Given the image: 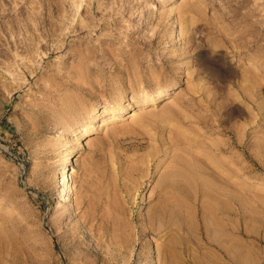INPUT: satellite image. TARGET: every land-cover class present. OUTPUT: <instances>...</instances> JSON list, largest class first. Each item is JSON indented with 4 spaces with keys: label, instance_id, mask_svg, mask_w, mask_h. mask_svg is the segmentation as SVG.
Returning <instances> with one entry per match:
<instances>
[{
    "label": "rangeland",
    "instance_id": "rangeland-1",
    "mask_svg": "<svg viewBox=\"0 0 264 264\" xmlns=\"http://www.w3.org/2000/svg\"><path fill=\"white\" fill-rule=\"evenodd\" d=\"M0 227V264H264V0H0Z\"/></svg>",
    "mask_w": 264,
    "mask_h": 264
},
{
    "label": "bare ground",
    "instance_id": "bare-ground-1",
    "mask_svg": "<svg viewBox=\"0 0 264 264\" xmlns=\"http://www.w3.org/2000/svg\"><path fill=\"white\" fill-rule=\"evenodd\" d=\"M78 7H79V5H78ZM176 84L177 83H172V84H170L169 86H168V88H166V89H163L162 91H157L154 95H152L151 96V98L149 99V102L150 103H154L155 101H157V100H159L160 98H162V97H164L165 95H167L168 94V89L169 88H172V87H174V86H176ZM170 110H172V109H170ZM101 112H102V110H100ZM130 115H134V114H136V112H131V113H129ZM114 115H110V116H108V118H107V122H109V121H112L114 118ZM99 119H100V116H99V114H97V115H95V116H93L92 117V119L90 120V124L89 125H82L81 126V128H80V126L79 125H77L76 123H74V122H69V123H66L65 125H62L61 123H59V124H57V125H54V127H53V133L55 134V135H58V134H61L62 132L65 134V135H67V136H71L73 133H75L76 131H80V137L81 138H86L89 134H90V132H92V125H94L95 123H97L98 121H99ZM236 139V138H235ZM238 139V138H237ZM234 141V140H233ZM238 141V140H237ZM235 142V141H234ZM220 143L218 142V144L217 143H215V147L216 148H218V145H219ZM214 145V144H213ZM224 145H226V144H223V146ZM220 146H222V144H220L219 145V149H221L220 148ZM223 146H222V148H223ZM238 147V146H237ZM66 148V147H65ZM225 148V147H224ZM66 150V149H65ZM65 153H66V151H65ZM211 159V158H210ZM210 161H212V159L210 160ZM67 162H69V155L67 154L66 155V157H65V159H64V162L63 163H61V165H60V169H59V171H58V176L60 177V179H61V182H62V186H63V188H62V191H64V192H66V193H69L70 191H71V185H70V177H69V175H68V168L66 167V163ZM178 162V161H177ZM175 165V164H174ZM173 165V166H174ZM177 166V165H176ZM217 166V165H216ZM215 166V167H216ZM219 167V166H218ZM241 167V166H240ZM239 167V168H240ZM211 168H213V167H211ZM210 167H209V170L211 169ZM220 169L219 170H221L222 168L221 167H219ZM185 169V168H184ZM190 169H192L191 167H190ZM190 169H187V170H190ZM208 169V168H207ZM214 170H215V168H214ZM217 170V169H216ZM239 170V169H238ZM171 171V170H170ZM172 172V171H171ZM185 172V171H184ZM187 172V171H186ZM185 172V173H186ZM189 172H192V171H189ZM195 172H196V170H195ZM185 173H183V174H185ZM194 173V172H193ZM197 173V172H196ZM195 173V174H196ZM179 174V173H178ZM189 174H191V173H189ZM186 175H188L187 173H186ZM194 175V174H193ZM170 177V176H169ZM169 177H167V178H169ZM184 177H185V175H184ZM187 177V176H186ZM185 177V178H186ZM161 178V177H160ZM173 178V177H172ZM191 178V177H190ZM190 178H188L187 177V179H190ZM192 178H193V176H192ZM192 178H191V180H192ZM197 178V177H196ZM169 179H171V178H169ZM186 179V180H187ZM194 179V178H193ZM198 179V178H197ZM190 180V181H191ZM199 180V179H198ZM166 181H168V180H166ZM173 181V180H172ZM196 181V180H195ZM174 182V181H173ZM172 182V183H173ZM177 182V181H176ZM187 182V181H186ZM167 184H169L168 182H166ZM166 183H163V184H166ZM178 183V182H177ZM179 183H180V181H179ZM194 184V183H193ZM169 185H171V184H169ZM169 185H166L167 187L169 186ZM172 186V185H171ZM165 187V186H164ZM1 228V227H0ZM3 229V228H2Z\"/></svg>",
    "mask_w": 264,
    "mask_h": 264
}]
</instances>
